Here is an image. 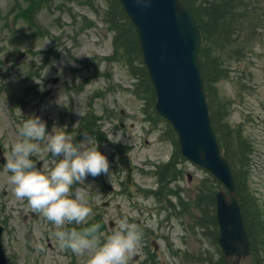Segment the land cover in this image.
<instances>
[{"label": "rangeland", "instance_id": "1", "mask_svg": "<svg viewBox=\"0 0 264 264\" xmlns=\"http://www.w3.org/2000/svg\"><path fill=\"white\" fill-rule=\"evenodd\" d=\"M27 1L0 0V59L11 55V65L0 61V145L5 158L13 144L23 139L19 126L32 115L41 116L49 132L64 131L89 147L96 146L94 130H104L109 140L101 151L110 161L109 176H89L78 183L79 192L93 191L100 182L115 188L112 193L101 191L94 205H88L93 210L88 221L96 214L104 221L102 241L122 219L130 223L139 219L143 237L127 264H225L217 243L214 199L209 200L207 194L212 187L215 192L226 188L204 168L178 155L177 134L155 113L154 91L134 46L135 30L118 1L44 0L30 16L34 25L26 18H15ZM259 2L264 11V0ZM111 12L117 23L127 25L123 43L127 42L128 54L121 46L115 48L118 30L110 25ZM35 24L40 34L29 38L28 33L36 31ZM113 53L120 57L103 58ZM19 54L23 56L15 60ZM219 58L223 76L212 83L211 123L216 132L223 127L221 151L231 160V167L240 155L236 130L238 140L248 146V162L232 171L239 180L244 206L247 200L250 203L247 217L258 222L260 233L259 245L242 263L264 264V22L261 30L257 26L239 32L235 46ZM47 88L50 94L43 96ZM87 112L98 116L97 124L93 130L77 133ZM122 152L133 166L127 186L126 171L116 162ZM33 159L42 160L40 168L50 169L55 158L45 153L43 159L39 155ZM167 166L174 169L170 175ZM161 169H165L163 176ZM10 175L0 163V223L8 263L88 264L91 252L76 255L61 248L54 236L55 225L39 224L38 217L44 219L40 213L35 221L34 213L27 215L32 208L26 199L20 203L15 196ZM152 239L158 249L144 256V242Z\"/></svg>", "mask_w": 264, "mask_h": 264}, {"label": "water", "instance_id": "2", "mask_svg": "<svg viewBox=\"0 0 264 264\" xmlns=\"http://www.w3.org/2000/svg\"><path fill=\"white\" fill-rule=\"evenodd\" d=\"M136 26L142 56L154 86L155 110L167 118L179 135L181 153L214 174L229 190L216 194L218 243L234 263L249 254L234 179L228 160L221 155L210 124L197 56L198 25L179 0H120ZM101 135V134H98ZM105 140V139H104ZM119 161L128 169L127 156ZM2 227L0 226V234ZM0 264H7L0 245Z\"/></svg>", "mask_w": 264, "mask_h": 264}, {"label": "clouds", "instance_id": "3", "mask_svg": "<svg viewBox=\"0 0 264 264\" xmlns=\"http://www.w3.org/2000/svg\"><path fill=\"white\" fill-rule=\"evenodd\" d=\"M18 132L23 139L13 144L4 163L15 196L26 199L34 212L56 226L54 236L61 248L76 255L91 252L88 264H127L143 237L142 229L127 218L103 241L99 223L82 229L65 227L86 224L93 211L84 202L86 194L75 193L73 186L89 176H109L110 161L101 145L89 147L64 131L49 132L47 122L39 115L24 120ZM45 153L56 159L54 167L37 168L33 157L43 159Z\"/></svg>", "mask_w": 264, "mask_h": 264}, {"label": "trees", "instance_id": "4", "mask_svg": "<svg viewBox=\"0 0 264 264\" xmlns=\"http://www.w3.org/2000/svg\"><path fill=\"white\" fill-rule=\"evenodd\" d=\"M181 1L191 9L200 28L202 40L199 48V57L202 62L205 91L209 97V100L211 101L212 108V106L214 107L211 97L213 94L212 83L223 76V70L219 57L221 55L224 57L225 54L229 53V48L235 46L239 32L244 31L247 33L252 28L257 29V26L261 30L262 24L264 22V11L261 12L260 7H256L258 0H254L252 3L245 2V0ZM121 11L124 13L123 10ZM257 11L260 12V17L258 16ZM128 23L131 24L129 21ZM118 26L121 30L120 37L123 40L125 36H127V25L125 23L122 25L118 24ZM126 43L127 42H125V44ZM134 46L136 47V51L139 53L136 41ZM222 129L223 127L217 130L220 141H222ZM224 130H226L225 126ZM226 131L231 132V129ZM236 136L240 152L237 165L240 163V165H242V163L246 162L245 157L247 156L248 146L247 144H242L238 140L240 137L239 130H236ZM232 150L233 154H236L235 149ZM170 170L171 169H168V171ZM214 193L215 191L212 187L207 194L209 200L214 198ZM252 221L254 222L252 224L254 225L255 229H259L258 222H256L255 219H252ZM251 234H253L251 235V238L253 237V242L256 245L258 236L254 232Z\"/></svg>", "mask_w": 264, "mask_h": 264}, {"label": "flooded vegetation", "instance_id": "5", "mask_svg": "<svg viewBox=\"0 0 264 264\" xmlns=\"http://www.w3.org/2000/svg\"><path fill=\"white\" fill-rule=\"evenodd\" d=\"M38 1H40V0H28V6H31V5H33V4H37V2ZM39 4H40V2H39ZM38 9V7H36V5H33V8H32V10L33 11H35V10H37ZM30 16V13L27 15V18ZM7 27H9V28H11V24H9V25H7V24H5ZM3 65H6V66H9V65H11V55L10 56H5L4 57V60L1 62ZM5 73H6V70L4 71ZM41 162H42V160H41ZM95 196H96V192L94 191V194H93V197L95 198ZM20 201V203H22L23 201H25V200H19ZM16 202V201H15ZM32 212H34V211H32ZM38 213L36 212V215H37ZM39 219H40V221H39V224H43V222L45 223V225L46 224H48V223H51V222H49L45 217H44V219L42 218V216H39L38 217ZM32 220H36V216H34V218L32 219ZM139 223V219L138 220H136V223H133V224H138ZM138 226V225H137ZM48 233H51L50 231L48 232ZM30 235H32V233H31V231H30V233H29ZM153 240V239H152ZM151 240V241H152ZM149 242V243H146V242H144V245H143V251H144V256H152V250H154V251H157V249H158V245H156V246H154L153 245V243L152 242ZM138 255L136 254L135 255V258L137 257Z\"/></svg>", "mask_w": 264, "mask_h": 264}]
</instances>
